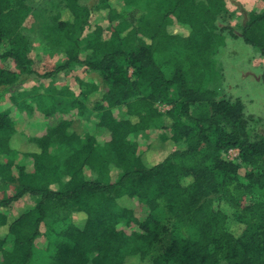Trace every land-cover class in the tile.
<instances>
[{
  "label": "trees",
  "instance_id": "obj_1",
  "mask_svg": "<svg viewBox=\"0 0 264 264\" xmlns=\"http://www.w3.org/2000/svg\"><path fill=\"white\" fill-rule=\"evenodd\" d=\"M47 3L42 41L65 60L39 75L23 28L32 1L0 0V61L13 66L0 67V109L7 102L16 109L0 110V190H14L0 198V264H32L35 241L46 237L52 254L43 264H264V134L252 135L240 100H220L208 87L218 77L212 57L221 32L235 37L225 0ZM263 9L235 26L261 57ZM73 65L98 81L56 96L21 91L30 77L54 80ZM25 94L33 104L18 103ZM157 103L170 109L161 113ZM34 108L46 123L21 134L32 149H16V117ZM84 110L97 113L95 124L64 119ZM159 119L172 132L163 139L176 147L148 164L129 137ZM230 150L238 162L225 157ZM19 156L31 159L30 171L15 162ZM25 197L31 202L13 214ZM123 200L146 207V218L138 221ZM161 203L168 228L155 216ZM166 231L169 243L157 253Z\"/></svg>",
  "mask_w": 264,
  "mask_h": 264
},
{
  "label": "rangeland",
  "instance_id": "obj_2",
  "mask_svg": "<svg viewBox=\"0 0 264 264\" xmlns=\"http://www.w3.org/2000/svg\"><path fill=\"white\" fill-rule=\"evenodd\" d=\"M31 1V10L29 11L23 28L30 41V57L36 61L39 75H43L60 66L65 58L59 48H53V50L55 49V51H53L49 48V45L42 41L41 33L44 27L50 23V16L52 15L49 3H47V0ZM225 2L230 12L233 14L232 18H230L227 23L229 22V24L234 27L233 34L235 37L227 31L221 32V45L217 47L212 57L216 67L214 73H216L218 77H216L208 87L220 100H240L245 106V114L252 119V135H262L264 134V83L261 80V71L264 70V57H261L255 49L243 43L235 28L247 19L249 12H260L259 10L263 8H261L262 6L259 0H225ZM0 67L13 69L12 64L6 61H0ZM98 78L97 73L89 72L82 67L73 65L67 71L61 72L54 80L40 79L35 76L30 77L21 86V91L30 93L32 89L41 90L40 88H46L48 91H51V89L55 90L56 93L53 94L55 96L63 89H68L71 92L77 93L79 81L95 83L98 81ZM169 93V97H173L175 94L173 89H170ZM31 95L32 94L23 95V97L18 99V103L25 100L27 104H33ZM156 107L161 113L170 109V106L164 103H157ZM7 109L11 112L16 110L11 102L1 104L0 110ZM37 110L38 109L34 108V113L31 115L18 113L19 115L16 117L15 122L17 133L12 137V146L14 148L22 151L33 148V146L29 143L28 145L26 143L27 141H24V139H22L21 142V134L27 133L30 136L31 134L40 132L39 129H42L46 120ZM119 113L123 114L124 109H119ZM68 118L72 119V122L76 125L81 122L93 125L97 121V113L90 110H84L80 113L72 112L64 116V119ZM31 125H33V128L29 127ZM163 127L164 124L159 119L154 121L152 126L146 131L139 132L129 137L138 143V152L139 154H143L144 160L148 164L161 161L174 149V147H176L169 140L163 139V136L169 138L172 134L169 129H164ZM237 155V150H230L225 157L236 163L238 162ZM15 162L23 166L26 171L31 170L32 163L30 158L19 156L16 158ZM86 175L87 177H91L90 173H86ZM114 179L115 177L112 178V180ZM13 193L14 190L12 189H6L5 191L0 190V198L4 196V194L12 195ZM251 199L255 200L256 196ZM23 200L24 201L21 203L12 206L11 212L13 214H15L17 206H22L25 203L28 204L31 202V200L26 197ZM120 203L123 206L132 208L134 210V217L138 221H143L148 215V209L144 206H140L129 200L124 202L120 201ZM155 216L160 218L161 224L166 228L170 227L172 224V219L162 203L158 211L155 212ZM75 219L81 221L82 216L76 215ZM127 227L132 230H138L135 224H129ZM47 241V237L39 238L35 241L36 250L32 264H43L46 257L52 254V252H45ZM168 243L169 231L162 232L155 242L154 250L157 253H161Z\"/></svg>",
  "mask_w": 264,
  "mask_h": 264
}]
</instances>
